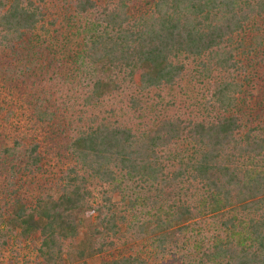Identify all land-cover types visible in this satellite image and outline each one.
Wrapping results in <instances>:
<instances>
[{
  "label": "trees",
  "instance_id": "obj_1",
  "mask_svg": "<svg viewBox=\"0 0 264 264\" xmlns=\"http://www.w3.org/2000/svg\"><path fill=\"white\" fill-rule=\"evenodd\" d=\"M132 1L0 0L3 77L34 64L26 34L86 22L67 58L52 36L51 78L31 80L32 115L71 164L27 194L45 171L42 143L0 146V256L28 245L33 264H155L188 249L194 226L209 230L186 264H264V107L250 103L254 79L264 102V0H152L138 13ZM72 59L71 76L58 72ZM186 84L198 93L188 112L171 93ZM129 215L145 244L110 252Z\"/></svg>",
  "mask_w": 264,
  "mask_h": 264
},
{
  "label": "rangeland",
  "instance_id": "obj_2",
  "mask_svg": "<svg viewBox=\"0 0 264 264\" xmlns=\"http://www.w3.org/2000/svg\"><path fill=\"white\" fill-rule=\"evenodd\" d=\"M151 2L152 0H133L131 4V10L134 13L141 12L147 9L151 5ZM48 10L51 14L48 15L49 20H52L53 16L57 17V15L61 19L60 16H62V14H56V8L52 7L51 4H48ZM48 22L49 21L45 23V26L47 28H50ZM65 22L66 19L63 18L62 23L64 27L59 28V34L52 29L47 32L37 30L33 32V34H26V39L29 37L31 40L32 37L31 44L35 46L36 51L37 48L40 47L38 49L39 51H37L36 54L34 52L32 56L34 64L30 63L28 68H26V66L17 63L14 64L16 66L13 65V71L10 75L6 74L3 77L0 73V76H2V79L0 78V146L12 145L14 138L20 140L24 145H28L34 141H39L42 143V150L45 154V171L44 173H38L34 177L28 178V182L30 183L27 182L25 184V187L23 188L25 189L27 188V186L29 187V193L27 192V194L35 195L36 193L41 192L51 186L52 182L55 181L56 178H58L59 175L71 164L70 158L62 149V145H60L63 139L58 138L60 140L59 141L55 138V133L52 125L37 123L32 115L34 98H36L39 94L38 84H32V77H34V75H41L43 76V78L48 79V77L51 78L49 75L52 72L50 67H47L46 64L49 60H52L54 56L51 55L48 49H44L43 47L49 45L55 48L56 45V49L62 48L63 53H58V58L61 57L62 54H65L67 58L68 56L66 55V53L69 52V50L75 52L83 47V35H85L86 33H81V31L82 27L86 25L85 20L81 18V20H78L77 23H75L73 26L68 27L65 25ZM77 26L81 28V31H76ZM55 34L58 36L59 40H56L58 42L54 45L50 41H55L54 38H52V36H54ZM43 39H45L46 41H44ZM63 46L65 48H63ZM9 62L13 63L12 56L9 55L8 52L0 50V67L2 65H5L6 63L7 66H11ZM66 65L67 63L65 65H62V70L58 72H62L64 76L69 77L71 75H67V73H69L68 71L70 70H67L66 68L72 70V68H74V65L77 64L74 63L72 59V61H69L68 65ZM253 66L250 68L252 72L255 69V67ZM15 67H18V71L16 72ZM20 70H22L23 72L20 73ZM13 72H15V74ZM17 72L23 74V77H20L21 79L13 78V76L17 75ZM24 74H26V76ZM72 76L74 78V75ZM12 78L14 79V81ZM76 78H79V80L83 78L84 80V75L77 74ZM187 79H189V76L187 77ZM258 82H256L255 79L253 80V83L256 86V89L254 91L256 92V101H250L255 112L259 111L260 107H264V102H261V92L260 90H258L260 84ZM63 88L66 89V87ZM190 88L191 85L186 84L184 85L182 91H179L178 88H176L174 92L173 90L171 91V93L175 94L176 96L175 98L176 102L179 104V108H183V110L185 108L186 112L191 110L189 108V104H192V99H194L196 95L198 96V93H196L195 89L191 90ZM262 99H264V97ZM116 102L118 107L116 108L117 111H123V107H121L122 103H119L118 101ZM124 116L127 117L126 114ZM137 121L138 120H133V122L136 123ZM118 195L119 194H117V196L114 198L115 200H118ZM127 218L128 225H130V227H124L125 230L123 229V233L121 234V236L115 239L113 247L109 250L110 252H128L130 248H136L137 246L145 244V241L136 233H134V230L131 226L135 218H133V216L131 215H129ZM196 228L193 226L186 235V238L189 242V248L183 250V252H185L184 254H182L183 252L180 251L178 252V254L169 253L161 257L155 256V264H186L185 262L189 258H192L193 255H195V252H191V249L193 247L192 243L194 242L195 237L198 239H204V237L207 236V230H209V227H206L205 229H200L199 233H196L194 232V229ZM25 246L28 245L22 246L21 249L17 247H13L12 249L8 248V250L4 251L2 256H0V264H33L34 252L30 249L29 246ZM97 259L98 256H92L91 258H88V264H96Z\"/></svg>",
  "mask_w": 264,
  "mask_h": 264
}]
</instances>
